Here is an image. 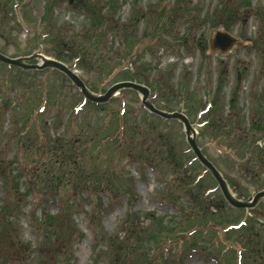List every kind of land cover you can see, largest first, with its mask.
<instances>
[{
    "label": "rangeland",
    "instance_id": "obj_1",
    "mask_svg": "<svg viewBox=\"0 0 264 264\" xmlns=\"http://www.w3.org/2000/svg\"><path fill=\"white\" fill-rule=\"evenodd\" d=\"M101 17L108 29L117 23L132 33L98 35L91 24ZM217 32L242 45L211 52ZM41 48L95 94L134 75L149 80L160 91L154 105L189 118L203 154L239 199L264 189V0H0V53L24 58ZM23 73L0 64V264H232V253L226 262L209 255L225 226L245 221L253 230L235 233L232 246L224 241L226 251L246 241L240 264H264V200L252 211L231 210L194 161L181 123L149 114L132 90L100 111L80 105L84 97L58 71ZM198 175L211 179L207 200L197 202L221 219L189 253L181 248L195 240L164 241L155 224L173 228L198 214L191 204ZM85 178L92 188L66 196L73 216L63 226L75 229L51 227L61 193ZM39 190L47 195L35 197Z\"/></svg>",
    "mask_w": 264,
    "mask_h": 264
},
{
    "label": "trees",
    "instance_id": "obj_2",
    "mask_svg": "<svg viewBox=\"0 0 264 264\" xmlns=\"http://www.w3.org/2000/svg\"><path fill=\"white\" fill-rule=\"evenodd\" d=\"M44 17H46V16H44ZM104 19L105 18L101 17V18L97 19L96 21H94L91 24L92 31H95V32L100 31L98 35H101V36L104 35V37H106L108 35H113V34L115 35V34L118 33V29H127V30L131 31V33H132L133 28L131 26L130 27H127L126 25L121 26V25H119L117 23H114V28H113V26H111L108 29L109 20H108V22L106 24H104L103 23ZM45 20H47V19H45ZM102 27L105 29V31H106L105 33L102 32ZM131 33L128 32L127 35H130ZM158 33H163V32L160 31ZM158 33L156 34V36L158 37V40L160 41V40H162V37H160L158 35ZM167 38L168 39H172L170 35H167ZM133 40H135V39H133ZM156 41H157V38H156ZM131 42H132V46H134L133 41H131ZM139 45H141V44L139 43ZM158 46H160V45H158ZM131 51L132 50H130V52ZM150 51H152V49ZM75 58L78 59V56L75 55ZM58 60H62V59H58ZM62 62L66 63V61H64V60ZM10 69L13 70V71H16L18 73H23L21 70H18V69H15V68H10ZM111 70H116V66L111 67ZM26 73L31 74L29 72H26ZM26 73H23V74H26ZM134 77H135V75L132 78L129 77L128 79H124V80H130V81H135L136 80L137 82H140V83L142 82L144 85H147L151 89L152 96L154 97V99H153V101H154L156 99L155 98V95H156L155 93L160 92V91H158V88H156L154 85H151V83H149V80L148 79H147L148 81H146V80H142L141 78H138L137 79V78H134ZM154 84L157 85L158 83L155 82ZM220 89L221 88L219 86L218 92H220ZM91 90L93 92H97L96 89L95 90L94 89H91ZM157 98H158V96H157ZM216 103L217 102L215 100V105H216ZM82 104H83V102H81L80 105H82ZM86 105H89V107L95 108V109L100 110V111H101V108L102 109L104 108V107H101L100 105H94V104L90 105L88 103H86ZM168 109L170 110V112H172V111H174L173 110L174 109V106H168ZM163 110H165V109H163ZM207 114H209V113H207ZM261 128H262V130H264L263 126H261ZM255 130H258V129L256 128ZM104 135L106 136L105 138H108V139L111 136L108 133V131H106L104 133ZM95 137H96V135H93V138H95ZM108 142H110V141L108 140ZM244 159H246V154L244 156H240L239 157V160L241 162L244 161ZM147 161H150V162H146V163L153 164V162L155 161V159L150 157V158H147ZM245 163H247V162H245ZM194 167H197L198 168V165H196ZM200 176L201 175H198L196 177L194 176L193 179H191V182L194 185V193L192 194L193 195L192 196L193 197V201L191 202V204H193V206L197 208L198 214L196 213L195 214V217H192V218H189V219H185L187 221H185V220L184 221L187 222V223H185L184 225L183 224H176V225L173 226V228H169L168 226L163 225V222H157L155 224V228L157 230L164 232V233L162 232V234H164L163 236H165L164 237L165 238L164 241H169V240L171 241L172 239H176V241H177L178 239L182 238V243L184 245L186 241L188 242V241L195 240V243L192 244V246H189V247L186 246V248H184V246H183L181 248V249L186 250V252L188 251L189 253H190V251H192V250H189V248H194V250H196L195 247H197V242L198 241H201V242H204V243L207 241V239H206L207 230H204L203 228L205 226H207L208 224H211V223L213 224V222H215V221L217 222L218 220L221 219V218H218L217 215L214 217L213 216V214H214L213 212H209V209H208L209 205L208 204H204V205L203 204H199V202H202V198L204 200H207V198L205 197V194L207 192H209L208 191L209 190L208 189L209 187L207 186V184L204 185V180L206 178H210V176H203V177H200ZM83 182L72 184V182L70 181L72 190L69 191V192H65L63 194L60 191H58V192L56 191L57 193H61V201H62L61 208H60V212L61 213L58 215L57 218L50 217V219L48 220V222H49V225L51 227H57V228L64 227L63 225H64V222H65L66 218H70L71 219V216H73L72 215V211H71L72 207L69 205V201H68V199H66V196L67 195H70L71 193H77L81 186H86L87 188H92L93 186L91 187V185H94V182L90 181L88 178H85V181H83ZM101 182L103 183L102 185L105 187L106 186V182H104L103 180ZM113 182L115 184H119L120 183L119 180H116V181H113ZM6 183H8V179L7 178H6ZM95 185L98 186V184H95ZM113 186L120 187V185H113ZM202 186H204V189L202 188ZM67 188H68V186H67ZM109 189H110V191L113 194H115V192L112 191L110 187H109ZM128 189H129V191L128 192H125V193H129L130 192V185L129 184H128V186L125 187L124 190H128ZM52 190L54 191L55 190V187H53ZM98 190H100V189H93V190H91L89 192H91V194H94ZM39 192L40 193H38L37 191L34 192V194H36L35 197L41 198L42 197V194L47 195V192L46 191L39 190ZM28 195H30L29 192H28ZM197 201H199V202H197ZM218 211L222 212L223 210L222 209H219ZM211 220H213V221H211ZM217 224L219 225V222ZM68 226H71V229H75L74 228L75 226L72 225L71 221L68 224ZM68 226L65 225L64 228L65 229H68L69 228ZM242 228H243V233H249L251 230H253V224L245 221L244 224L240 225L239 227L234 226V225H227V226H225L223 228V231L224 232H222V235H221V236H223V238H220V243L216 247L213 248L214 251L211 252V255H209V257H211L212 259L217 260V261H222V259L219 258V257H223V260L226 262L227 257L232 253L234 255V260H233L232 264H234V263L235 264H238V262L240 264L241 263V260L244 257L243 256L244 253H245L244 252L245 251L244 249H247L246 248V246H247L246 245V241H241L240 242V241H237L236 240L235 243H238L240 245V247H241V250H236V252L233 249H230V250L226 251L228 248H226V244L227 243H225L224 241L230 243L229 245L232 246L233 244L231 242L232 241L231 239H233L234 238V234L235 233H239L242 230ZM190 234H192V237L189 240H187V238L190 237ZM210 234H211L210 239H212V238L215 237L216 231L214 230V228H211ZM236 257H237V259H236Z\"/></svg>",
    "mask_w": 264,
    "mask_h": 264
},
{
    "label": "water",
    "instance_id": "obj_3",
    "mask_svg": "<svg viewBox=\"0 0 264 264\" xmlns=\"http://www.w3.org/2000/svg\"><path fill=\"white\" fill-rule=\"evenodd\" d=\"M209 44L211 52L219 51L221 54H226L235 46L240 47L242 45L241 43H238L235 38L223 32H217L216 35L211 38ZM32 61H38V63L31 64ZM0 63L10 67H16L24 71H43L46 69L57 70L69 79L72 85L83 95L85 100L94 104H107L122 90H132L136 92L140 96L142 106L149 113L154 114L163 120L178 121L183 125L186 142L190 147V151L195 156L197 162H199V164L204 167L215 180L218 185V189L229 206L234 209L248 211L256 208L259 203L264 200V190L259 191L247 200L238 199L222 174L202 153L197 144V133L195 127L191 124L188 117L182 112L175 111L170 113L156 108V106L152 103L151 92L148 87L136 82H119L110 87L105 94H95L86 87L85 83L73 69L68 68L65 64L57 60L45 57L42 54V49L30 57L14 59L0 53Z\"/></svg>",
    "mask_w": 264,
    "mask_h": 264
}]
</instances>
